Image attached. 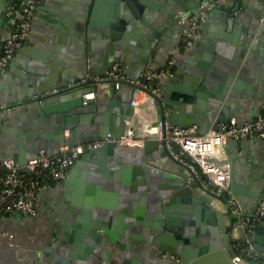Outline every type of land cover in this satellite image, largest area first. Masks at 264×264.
Instances as JSON below:
<instances>
[{"label":"crops","instance_id":"0c3cea01","mask_svg":"<svg viewBox=\"0 0 264 264\" xmlns=\"http://www.w3.org/2000/svg\"><path fill=\"white\" fill-rule=\"evenodd\" d=\"M20 1L22 6L26 2ZM145 1H134L142 16L140 19L121 0H41L30 36L0 79L2 159L15 157L18 162H26L39 151H55L56 134L66 124L71 127L70 132H66L71 135L70 144H86L103 134L121 135L130 126L140 134L156 138L155 128L161 117L149 95L139 90L135 92L139 107L134 109L131 105L133 115L129 117L125 115L128 110L123 100L126 92L88 81L90 77L102 76L112 58L119 59L120 64L129 63L128 74L125 71L124 74L131 80L137 77L142 80L146 74L166 68L174 58L173 77L159 82L157 88L161 97L182 96L191 100L181 114L187 121L198 120L204 124L214 109L219 111L225 106L235 116L231 119L240 123L264 113V5L261 2L221 0L218 3L224 10L214 13L212 2L215 0ZM15 6V0H0V45L11 38L22 17V6L19 10ZM201 6L205 11L204 22L197 39L188 47L186 29L178 22L179 14L196 13ZM87 18L91 26H86ZM113 23L118 30L112 29ZM80 83L85 86L71 90L70 100L40 107L38 92H46L43 96H48ZM91 92H94L95 104L82 106L81 99ZM122 107L123 116L119 112ZM217 159L231 165L232 186L240 194L243 215L250 216L264 186V140H231L219 150ZM99 168V164L88 166L85 163L76 169L67 187L55 184L45 188L39 196L36 217L12 215L5 218L1 226L15 235L16 247L7 238L0 237V264H51L69 240L65 226L74 223L81 231L76 243L81 246L85 243L89 230L84 228V223L104 203L105 193L111 195L107 197L111 198L110 202L114 195L121 198V186L125 182L128 191L133 183L147 191L158 190L157 184L144 173L127 172L117 182L112 171L106 174L105 170L97 171ZM109 184H114L111 192L105 190ZM197 194L213 212L221 215L223 223L219 216L214 223L208 213L203 214V209L192 203H183L191 212L183 219L178 217L182 211L178 201L173 202L170 212L176 214L174 223L182 233L199 232L197 243L190 240L189 246L195 250L205 249L208 264H222L228 252L224 232L232 222L235 226L239 222L228 212L223 197L203 195L201 189ZM73 210L81 212L75 215L80 216V221L71 219ZM85 211L89 215H83ZM139 211V216H143L144 207ZM157 216H147V221L137 228L138 233L130 232L127 238L117 233L118 238L126 239L127 246L117 250L122 259L113 258L108 264H157L148 257L150 247L140 251L137 245L132 246L133 242L148 238L144 231L147 227L153 229ZM130 230H135L132 224ZM260 230L258 239L264 249L263 224ZM56 231L58 238L53 236ZM171 236L172 242L179 244L176 233ZM227 236L231 238L230 233ZM230 242L233 247L232 238ZM93 253L83 250L78 258L82 261L76 264H105L102 253ZM157 254H153V258L161 255Z\"/></svg>","mask_w":264,"mask_h":264},{"label":"water","instance_id":"95a60500","mask_svg":"<svg viewBox=\"0 0 264 264\" xmlns=\"http://www.w3.org/2000/svg\"><path fill=\"white\" fill-rule=\"evenodd\" d=\"M121 1H125L128 4L130 10L136 18L142 19V16L137 9V5L134 2L135 0ZM140 1L146 2L145 0ZM212 4L214 13L224 10V8H221V4L216 0L213 1ZM24 5L25 2L23 3V6ZM117 19H119V16ZM32 23L33 20L31 24ZM114 23L111 25L112 29L118 30L119 27ZM86 26H91L90 19L88 20V18L86 20ZM114 39L116 40L117 37H114ZM116 63L121 62L117 58H112L110 60V64H108V67L105 68V70H109ZM122 65L125 73L128 74V70L130 69L129 63L124 64L122 62ZM4 73L0 76V79L2 78ZM138 78L139 77L132 80L128 78V80L136 82L138 81ZM142 81H149L148 74L143 77ZM122 90L123 92H126L123 96L126 109L128 110L125 113L126 116L131 117L133 115L131 102L134 98L135 92L138 90L144 91L151 97L153 106L159 113L161 121L165 126L169 125L173 128L195 127V135L199 136L206 135L209 131L217 130L220 124L226 123L227 121L231 120L232 117H235L233 114L228 112V109L225 106L222 107L219 111L218 109H214L213 113L211 114L212 116L206 117L204 124H201V121L198 120L190 122L181 117V114L186 107L185 104L191 101L189 98H183L182 96H171V98H164L161 97L163 96L162 93L152 92L148 88L132 82L124 84ZM45 93L46 92L37 93V95L40 96L39 104L42 108L66 102L70 100V98H72V95L70 94H48V96H43ZM221 100L222 99L219 98L217 99V102L220 103ZM94 104L95 102L93 100L85 101L81 99L82 106H90ZM124 110L125 109L123 107L119 110L122 116L124 115ZM217 112L218 115L216 114ZM69 127L70 126L68 124L61 126L59 132L56 134L57 149L55 151H39L38 153L30 157L26 162H18L15 157L12 158V161H14L19 167H24L30 160L37 158L38 155L42 152L50 158L55 157L59 153L60 146L64 144L66 140H68V142H71V140L69 139L71 135L69 136L66 134L67 131L70 132L71 127ZM125 133L121 135L114 134V136L112 134H103V136L98 138L102 141H105L107 139H110V141L106 142L104 145L98 148L87 150L86 153L80 157L75 166L72 168L73 170L71 171L70 176L63 183H61V185L67 187L70 184L76 169H79L86 163L88 166L92 164H99L100 168L97 169V171L105 170L106 174L112 171L113 176H117V182H119L127 172L132 171L136 173H144L151 178L152 182H155L157 184L158 190L155 191V189H151L150 191H147L146 189H143L144 187L139 186V184H137V187H135L136 183H133V188H130V191L132 193H130V191H128L127 189V183L125 182V185L121 186V193L123 194L121 198L114 195L112 196L114 200L110 202L111 198H107L110 194L105 193V196L103 197L104 203H101V206L95 209L93 215L89 218V221L84 223V228L89 230V233L87 235L88 237L86 238L85 243L82 246L76 243V241L81 238L80 236H78L81 231L75 228V226L73 225L74 223H71L70 226H65L64 230H67L69 232L66 233L65 236H68L69 240L67 244L61 249L59 255L53 260V262H51V264H76L78 260L82 261L78 258L80 257V252H83V250L85 249L88 251V254H92L93 252V254L95 255L97 253H102V258L104 259L105 264H108L109 261L113 258L122 259L123 256L119 254L117 250L126 249L127 241L125 238L130 236V232L138 233L137 228L144 221H147V216L153 217L157 215L158 222L153 225V229L151 230L147 227L144 231L145 236L147 235L148 238H144L140 242H133L132 246L137 245L140 251H142L143 249H147V247H150L148 257L154 262H157V264H208V256H205V249L195 250L189 246L190 240L197 243V236L199 232L192 231L189 234L182 233L181 229H179L174 223V216L176 214H172V212H170V208L172 207L174 201H178L179 208H181L182 210L181 214L178 215L179 219H183L184 216H187L191 213L183 203H192L195 204V206H199L201 209H203L202 213H208V216H210L211 220L214 221V223L218 216L223 223L221 215L213 212L208 204H206L197 194V190L200 189L199 181L195 179L193 172L187 165L179 163L170 155L164 142L157 139H152L147 140L140 147H130L119 142L120 139L125 135ZM231 140L233 139H230L226 142L227 146L230 144ZM238 141L239 140H237V142ZM71 144L78 145L73 143ZM216 161L220 164H229L228 161ZM114 189V184H109L105 188L107 192H111ZM231 191L242 208V203L239 199L240 194H238L237 188L231 186ZM261 199L262 194L260 196L257 207L261 203ZM141 207H144L145 210L143 216H139L141 214V212L139 211ZM70 212V215L72 217L71 219L76 221L81 220L80 216L77 218L75 216L76 213L81 212L75 210ZM155 212L158 214L155 215ZM82 213L83 215H89V212L87 211ZM125 215H129V217L125 218ZM192 217L193 220H196L195 216ZM186 222L188 224L191 223L188 220H186ZM131 224L132 227H135L134 231L130 230ZM262 224L264 226V221L258 226L256 231L252 235V238H254V240L251 239L254 247V252L256 254L264 253V249L260 247V242L258 239V236L262 232L260 230ZM235 227V222H232L231 226L226 228V231L224 232L227 237V239H225V242L228 246V252L227 256L223 254L224 257L222 259V264H234L232 260L234 257V250L233 247H230L231 238L230 236H227V233L231 234ZM163 229H165L164 233L162 232ZM175 230H179L180 232H175ZM117 233L124 235L125 238H118ZM171 233H176L179 244L172 242ZM85 234L86 233L83 234V237L85 236ZM53 236L54 238H58V232L56 231ZM241 238H244L243 233H241ZM204 240H206V238ZM70 250H73V252H71ZM155 253H158L157 255H161L153 258V254L155 255ZM257 255L260 258H264V254ZM173 256H176L178 258V261H172L171 259ZM79 264L90 263L79 262Z\"/></svg>","mask_w":264,"mask_h":264},{"label":"built area","instance_id":"2783aa9c","mask_svg":"<svg viewBox=\"0 0 264 264\" xmlns=\"http://www.w3.org/2000/svg\"><path fill=\"white\" fill-rule=\"evenodd\" d=\"M258 1L264 5V0ZM40 4L41 0H26L25 5L22 6V17L11 38L0 45V76L23 48L29 35L31 22ZM202 7H199L196 13L181 12L179 14L178 22L186 29L185 44L188 47H191L197 39L204 22L205 11L201 10ZM175 63L174 58L170 59L166 68L148 75V82L128 80L124 74L123 65L120 63L114 64L102 76L88 78V81L109 85L117 91H120L124 84L132 82L159 93L157 85L162 80L173 77L172 68ZM83 86L85 83L75 84L68 89L53 91L52 94H69L71 90ZM94 97V92H91L85 94L84 100H93ZM131 105L134 109L139 107L138 95L133 98ZM155 133L156 138H149L130 126L127 127L125 135L119 142L130 147H140L144 142L152 139L164 142L170 155L191 169L195 179L199 181L201 193L223 197L228 212L234 220H238L239 223L230 234L234 250L232 259L234 264H264V258H260L254 252L251 242L252 235L264 221V188L259 206L250 216H244L240 204L231 191L230 165L216 161H220L217 159L219 150L230 139L240 141L260 138L264 140V113L244 123L233 118L220 124L217 130L209 131L203 136L195 135L194 128H173L169 125L165 126L162 121L157 122ZM108 141L110 139L105 141L97 139L83 145H72L66 140L55 157L50 158L45 153H40L25 167H19L14 161L4 160L0 156V236L7 238L11 245L16 247L15 235L4 230L1 222L10 215L36 217L41 192L52 184L63 183L70 176L76 162L87 150L98 148ZM241 233L244 234V238H241ZM171 260L176 262L178 258L173 256Z\"/></svg>","mask_w":264,"mask_h":264},{"label":"trees","instance_id":"16d2710c","mask_svg":"<svg viewBox=\"0 0 264 264\" xmlns=\"http://www.w3.org/2000/svg\"><path fill=\"white\" fill-rule=\"evenodd\" d=\"M15 2H16L17 8L19 10L21 8V6H22L21 1L20 0H15ZM52 185H55V184H52ZM10 216H12V215H10ZM10 216H8V217H10Z\"/></svg>","mask_w":264,"mask_h":264},{"label":"rangeland","instance_id":"374dc122","mask_svg":"<svg viewBox=\"0 0 264 264\" xmlns=\"http://www.w3.org/2000/svg\"><path fill=\"white\" fill-rule=\"evenodd\" d=\"M19 216V215H18ZM22 217V216H21ZM27 218H29V219H32L31 217H27ZM1 237V236H0Z\"/></svg>","mask_w":264,"mask_h":264}]
</instances>
